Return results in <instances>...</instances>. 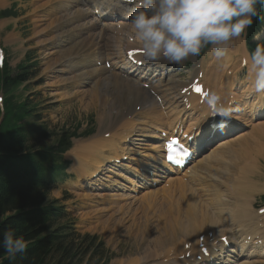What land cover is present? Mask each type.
I'll return each instance as SVG.
<instances>
[{"label": "bare ground", "instance_id": "obj_1", "mask_svg": "<svg viewBox=\"0 0 264 264\" xmlns=\"http://www.w3.org/2000/svg\"><path fill=\"white\" fill-rule=\"evenodd\" d=\"M93 3H94V0H93ZM68 4L72 6L70 3ZM125 7L126 6L121 7L118 5L114 9H112V6H111L112 10H109L108 15H105V16L108 18H126L128 16H131V14L128 15L129 13L121 17L112 16L114 12L121 11ZM88 13L90 12L85 13L82 18H84L86 14L88 15ZM95 13L96 12L93 11L94 18L91 19V20L94 19V27H95V24H98L97 21H100V19L102 18V15L100 13L99 14L101 18H97ZM78 15L79 14H77V17ZM75 20H77V18ZM104 20H108V19H104ZM84 24H81L79 26H74L73 28H78L81 31L82 28L80 29V27ZM104 27L105 28H103V30L101 29L99 30V31H102V33H98V38H97L98 41H96V43H100L103 49H108L111 52L112 46L107 45L106 38H105L106 33L109 31L108 30L109 26L104 25ZM65 30L66 31L62 33L65 34V32L68 31V33L66 34H69L70 29L68 30L65 29ZM71 33H70L69 39L72 44L65 51L60 52V53H63V56H65L66 58L65 61L63 62L64 63L63 66L65 68H62L63 69L62 72L72 70V66L77 67L78 69H82V70L85 69V71L81 72V74L77 76V78L75 79H76V82L79 84H91L92 86L91 91L82 92L85 95V97L88 99L86 102L87 106L93 108V107H96L95 106L96 102H97V105L102 103V101H100L101 103H98L99 101L98 98L101 96V88L103 86H107L108 82L112 85V89H114V91H117V93L118 92L120 93L119 95L121 97V101H123V104L130 105L131 103H133L135 106L139 104L142 106L146 103L147 98L145 96V92L147 91L141 88L140 86H138L137 83L139 82H137V80H134V82H132L133 80L125 82L120 78L122 75L121 71H124V73H127L128 75H132L130 68L126 70V64L127 63L129 64V62L124 61L123 64L121 63L120 65L118 64L115 67L119 69V71L111 72L109 70V72L111 73H108V71L105 70L104 68L93 66L91 62L84 61V59L82 58L83 56L82 53H85L86 51H88L90 49V46L94 44L95 41L93 40H92L93 42L89 41L88 45L85 47V44L88 41V39H86V37L83 38L82 36H80L78 32L73 33V35H71ZM91 35L92 34H90V36ZM103 40H105V43L103 42ZM111 41L112 43L116 42L115 39ZM211 51L213 54L212 48H211ZM233 56L240 57V63L243 61L245 64V58L248 56V54L246 53L244 49L242 41H239L238 39L237 40L234 39L231 42L230 47L228 49V54L226 57L220 58V59L216 58L215 62L214 60H212L214 62L213 67L211 66V69L207 70L206 74L202 70L203 67H202V62H201L199 63L198 66H195L192 68L190 72V76H192V78H201L200 80L204 84V86L202 85L203 91L206 92L209 89L217 91L222 96L223 100H225L226 95L230 94L229 96L230 101H232L233 99L238 101L240 99V96L245 93L244 88L241 87L239 90H237L235 92L236 93L235 97H234V94L232 93L233 91L231 88L227 89L226 91L217 89V86L221 84L224 79L229 78L231 84L234 80L233 78H231V74L233 72L229 70V67L234 64ZM162 62H164L167 65H170V62H168L165 59H163ZM138 65H139V62H138ZM247 66L249 69L250 63ZM217 68H220V70H216ZM175 69H176V63H173L172 68L171 69L168 68L167 74H169L172 77V74L170 73V71L175 70ZM145 70L146 68L143 67L141 70V75L145 74L144 73ZM125 71H128V72H125ZM228 71H230V73H227ZM239 72H242V71H239ZM205 75L209 79L206 78ZM248 76L253 78L252 76L249 75V71H248ZM174 80L175 79H173V82H175ZM187 84L188 83H185L184 81L179 80L176 85H180L181 87L185 88ZM192 88L193 87L190 86L188 90L191 91ZM72 95L74 94H71V96L67 94V96L69 97H72ZM187 95L188 93H185V96ZM189 95L190 96H188L187 98L188 101L185 103L184 102L180 104L177 103L175 105L167 106L164 108L157 105L156 106V113H157L156 119L167 118L168 125L172 129V127L179 122L181 117L185 113L188 115V112H189L191 123L195 126V130L191 134L198 141V148H200L202 145H205L211 140V136H207V134L212 135L214 132H217V131H215L216 129H213L211 127L206 129L205 127H203L202 124L199 123L198 116L195 114L196 113L195 102L193 101V98H197L196 102L198 103L199 96L195 94H189ZM102 100H103V103L100 106H101V109L103 110V107L105 106L104 104L105 100L103 97H102ZM165 102L167 103L168 100H166ZM245 102L246 101H244V103ZM204 104L205 102L202 105L198 104L197 107L202 111V107L204 106ZM83 107H84V104H83ZM244 107L251 110V108H248L249 106L247 103L245 104ZM249 110L246 114H243V113L237 114L234 121L229 122V125H228V127L230 126L229 129L221 130L222 133L224 134L222 140L218 138L217 140H219V144L215 147V150L214 148L211 149V153L214 154L213 159L209 160L207 158H203L204 156H206V155L202 156V153L205 150V147H204L200 151L196 152V157L194 159L190 160L191 164L190 163L189 164L191 167L189 169H187L189 165L187 164L186 166L183 167V169L180 172L173 173L172 175L166 174L167 172L166 169H163L165 175H163L162 172L157 171V173L161 175L159 177L168 178V181L170 182H174V181L176 182L177 180H180L181 179L180 175H182L187 180V182H190L192 185L196 186L197 188L189 190L188 186L185 185L182 181H180L183 183L184 189H183V193L178 192L179 198L175 196L173 190L169 189L170 196L167 193L169 198L166 199L168 200L166 202L167 207H164V210L167 212L166 216L164 214V216L161 217V219L158 218L157 221L160 220V222L157 225L151 226L152 227L151 229L149 228L150 229L149 231L151 230L155 231L153 233L151 232L152 234H148L149 237L153 239V242L151 241L152 243L150 244L152 245L151 248H153V250H156L158 247H160V249H164L165 247H167L166 254L169 255V253L173 250V248H175L176 253H177L175 259H177L178 257H181L182 255H184L185 252H194L195 254L198 253V244L203 243V246L207 247V251L211 252L212 254H211V257L209 256L203 257L202 253L199 251V255L201 256L200 262L202 263L207 262L208 264H214V263L215 264H225L226 262L227 264H264V212L262 214H258V213L256 214L253 211V207H252L253 202H254V193H261L264 191V188H263V191L257 190L258 188H260V185H253V183L250 184L251 181L249 182L247 180L248 176H251V177L253 176L250 170L257 168L258 166L261 165V163L264 162V117L261 118L259 121H257L251 127L250 131L247 132L249 134L244 133V130H243L244 128L241 129L242 125H238L236 121H238L240 124H243V125L244 124L248 125L249 123H251L254 120L252 119L254 117L251 116L252 113H249ZM107 111L108 110H106L105 112L102 111L101 115L99 113L100 117H102L103 119L102 120L103 123L100 122V129L102 128L101 124L102 125L106 124L107 127L113 131L112 132L109 131L107 135L105 134V132L107 131H104V132L98 131L97 133L98 135L96 136V138H93L92 140L88 139L87 143L84 145L79 144L76 147L78 150L76 148L73 149V151L75 150L74 153L76 152L78 153V154L76 153L77 155H74L76 157L74 162L77 163L78 165L79 163H81L80 165H82L81 167L79 166L81 169L79 173L77 174L73 185H77V186L94 185L95 180L101 179V178H96V177H98L100 171L103 168H105L106 171L111 172L115 176L125 175V177L129 179L127 180V182L132 187V189L131 188H128V189L134 191L135 190L134 186L137 185V181L129 176L130 173H135V176L140 175L144 178L156 179L154 177L155 175H157L156 170L149 169L147 167L156 165L155 164L156 162H161V163H164V162L161 161V156L159 154L161 151V146H159L157 142L150 143L148 142V140L141 142L143 143V145L147 146V148H145L146 150H144V152L142 153V157L144 158V160H140V158L134 157L136 155H139L140 153L138 151H135L133 148H130L128 145H130V142H132V140L140 141V137L158 139L159 135H157L156 132L159 131V128L156 122L153 120L151 113H146L142 111L141 107L138 109V111H136V109H128L126 111L125 116H123L120 111L119 114L117 113V116L112 117L110 121H109V117H106V114H105L107 113ZM175 115H177L178 118L172 119V117ZM231 123H234L235 126H233ZM228 127H224V128H228ZM115 130H122V131L120 134H116ZM136 132H138L139 135H135ZM227 134H231V135L226 136ZM214 140H215V137L212 139V142ZM234 145H237V146L234 147ZM232 158H239V159H235L234 164L236 165L240 164L238 166V169L239 170L243 169L244 171L242 173H239L238 176L225 178L223 177L222 174L234 167V164L232 163ZM125 159H128V160H125ZM115 162L118 164L114 165L113 167H111V165L108 164V163H115ZM210 162H212V164H209ZM91 163H93V165H90ZM198 165H200L201 169L197 168ZM89 166L91 167L88 170H86ZM116 167L117 168L121 167V168L118 170V169H115ZM170 172H174V171L170 170ZM109 177L110 176H108L107 178ZM116 178L117 177L113 176L111 178L112 180H110L111 183L115 182L114 185H119V186L123 185L124 187H126L124 184H122V182L120 181L117 182ZM157 181L158 180H153L150 183L151 184L156 183ZM260 181L261 180H259L258 182ZM229 182H231V184H238L237 185L238 187H240L241 185L240 192H236L233 187L227 188V184ZM261 183L263 182H260V184ZM172 186H175V185L172 184ZM164 187L165 186H163V188ZM197 190H199L200 192L199 195H196V193H198ZM159 191L157 190L158 193ZM165 192L163 193L166 194ZM110 195H113V194H111L110 192ZM180 195L183 197V199H180L182 198ZM159 199L157 201H160ZM150 207L152 208L153 206H150ZM160 207L158 204V208ZM254 219L261 221L260 227L252 228L251 226H249V223ZM246 225L249 228L248 236L250 237V241H251L248 244H244L243 242L237 241V238L242 236V228H244ZM202 237L203 239L201 240L198 239ZM223 237H226V240H228L231 243V246L229 249L225 248L224 242L222 241ZM151 238L150 240H152ZM147 239L145 241L149 240ZM177 240H179L180 242H177V244H175ZM210 240H215L216 242L211 243ZM254 242L258 243L259 249H257L256 247H252V243ZM147 243H150V242H147ZM178 243H180L181 246L178 247L177 246L179 245ZM185 248L189 250H186ZM144 249H145V246H144ZM150 250L152 252V249ZM143 252L144 251H142V253ZM155 252L156 251H153L150 254H154ZM150 254H148L145 257V259L149 258ZM160 254L161 253H158L157 255H160ZM150 258H153V255ZM156 258L158 260H162L161 257L160 258L156 257ZM177 261L178 260H175V262L170 263V264H175ZM161 262L160 264H166V263H161Z\"/></svg>", "mask_w": 264, "mask_h": 264}, {"label": "rangeland", "instance_id": "obj_2", "mask_svg": "<svg viewBox=\"0 0 264 264\" xmlns=\"http://www.w3.org/2000/svg\"><path fill=\"white\" fill-rule=\"evenodd\" d=\"M53 1L54 0H21V4H23V6H21L20 9L23 13H25V16L22 18V20L19 23H17L18 26L15 30H11L12 25H6L2 28V30L0 31V49L3 50L4 59L8 61L9 65L12 68H15L18 64H25V65L31 66L30 68L31 78L26 83L28 88L24 89V92H25L24 97H26V100L28 101L30 106L36 107V110L34 112L37 114V118H39L40 121L34 118L32 120L33 122H36V121H38V123L44 122L45 125L49 129L74 130L75 128H77L78 132H81L84 130L91 131L92 134L88 137H79V138L74 139L72 143L73 147H71L72 150L70 149L65 155L66 159L70 162V164L67 170V175L65 176L64 179H67V178L71 179L79 173L81 169L80 167L82 166L80 165L81 163H79L78 165L77 163L74 162V160L76 159L74 155H77L78 153L77 152H76L77 154L74 153L75 150L73 151V149L76 148L79 144H83V145L86 144L89 138L91 140L93 138H96V136L98 135L97 134L98 131H102V128L100 129V122L103 123L102 121L103 119L102 117H100L101 112L102 111L105 112L106 110H108L109 112L107 111V113L105 114H106V117H109V121H110L112 117H116L117 113L119 114L120 111H121V114L125 116L126 111L130 109L128 107H131L132 105L123 104V101H121V97L119 95L120 93L119 92L117 93V91H114V89H112V85L108 82L107 86H103L101 88V96L98 98L99 101L97 100L98 103H101L100 101H102L103 103L102 97L104 98L105 106L103 107V110L101 109V106H100L102 103L97 105V102H96V105H95L96 107H93V108L87 106L86 102L88 99L85 97V95L82 92L91 91L92 86L91 84L85 85V84L77 83L76 79L75 78L73 79L74 73L76 71L62 72L63 71L62 68H65L63 66L64 65L63 62L65 61L66 58L65 56H63V53H60V52L65 51L72 44L69 39L70 33L78 32L80 36H82L83 38L86 37V39H88V41L85 44V47L88 45L89 41L91 42L95 41V44H99L97 48L95 47L96 46L95 44H94V47L91 48L90 60L91 62L96 63L97 67L101 66L103 68L105 67L104 62L98 61L96 57L99 56L100 58H104V55L110 51L108 49L101 48L100 43H96V41H98L97 39L98 33H102V31H99V30L100 29L103 30V28H105L104 26H101V25H105V24L106 26L109 25V28H108L109 31L105 35V38L107 37L109 38L110 36H112L111 32L113 31L114 28L125 27V25H128V24L132 25V24L130 21H126L123 19L116 20L114 23L112 19H108V20H104L107 23L102 22L98 25L95 24V27H94V25L92 24H87V21L89 19L87 17L82 18L83 13L77 9V6H78L83 9L88 8V11L93 10V6L92 7L90 6L91 4H93V0H76V1L71 0L70 3L72 5L74 4L73 6H68L67 0L66 1L65 0H55L54 2ZM95 2L96 1L94 0V3ZM111 6H112V9L114 8V5L107 6L104 9V12H107L108 10H110ZM94 9H96L95 6H94ZM79 12H81L82 14ZM65 13L66 14L68 13V14L66 15ZM97 13L98 11H96L95 15ZM131 13L132 12H129V14L128 13L126 14L130 15ZM77 14H79L78 17H77ZM72 15L74 18L72 17ZM103 16H105V14H103ZM69 17L73 19V21ZM96 17L101 18L100 14L96 15ZM76 18L77 20H75ZM70 20L72 21V26L71 25L69 26V24L71 23L69 24L67 23ZM122 23H126V24L122 25ZM81 24H84L80 27V29L82 28L81 31L78 28H73L74 26H79ZM65 29L67 30L70 29L69 34H66L68 33V31L65 32V34L62 33L66 31ZM88 29L90 32L88 31ZM262 31H264V29ZM73 33H71V35H73ZM90 34H92L95 38L92 35L90 36ZM57 39H59V44L54 43V41H56ZM237 39L239 41H242L240 38H237ZM20 40H22V43H23L22 49L18 48V46L20 45ZM103 42L105 43V40H103ZM208 58H211L213 60V57L210 54H205L199 59V61H203L204 69H207L208 68L207 66H210V62H209L210 60ZM214 62L211 61L212 67H213ZM236 62L238 64V59ZM126 65H128L126 66V69L128 70L129 64L127 63ZM192 66L193 64L190 67H186L187 69L186 71L188 72L192 68ZM211 66L208 68V70L211 69ZM105 70H107L108 73L114 72V71L109 72V69H106V68ZM116 71H119V70L116 69ZM171 71L170 73H172ZM187 72L185 73L184 79L191 80L190 72L188 73V76H187ZM227 73H230V71H228ZM238 74H237L238 77H244L246 75L243 71L238 72ZM134 80L135 79H131L132 82H134ZM71 81L73 84L71 83ZM75 83L77 85H83V86L82 87L77 86L75 85ZM74 86L77 89H75ZM67 94L69 96H71V94H74V95H72V97H69L67 96ZM196 100L197 98H193L194 102H196ZM83 104H84V107H83ZM104 125L101 124V127H103ZM229 127L223 128V129H229ZM218 130L219 129H216L215 131L217 132H214L212 134L213 136H215V140L218 139V137H216L215 135V133L219 132ZM230 135L231 134H227L226 136H230ZM144 141L146 140H143L142 142ZM75 143L76 144L78 143V144L76 145ZM134 157H138L140 158V160H144V158L142 157V154L136 155ZM232 163L234 164V162ZM209 164H212V162H210ZM90 165H93V163H91ZM235 165L236 164H234V166ZM239 165H236L235 168H237V171L240 172V170L238 169ZM260 166L263 171L261 179L252 177L251 179H248L251 181L250 184L253 183V185H264V178H263L264 177V163ZM197 168L201 169L200 165H198ZM233 171L234 169L231 168L227 173L223 174L224 177L235 175L236 172L235 171L233 172ZM102 173L103 174H100V176H103V178H101L103 180L101 183L102 185L98 187H94L90 185H86L90 187H82V188H78L77 186L73 187L69 184V179H68V181L64 183L62 182L58 186V188H56L55 190L51 192L52 198L60 199V201L65 205V209L69 215V218L65 220L66 222H72V225L77 232L81 234H84V233L95 234L97 235L98 238L102 240V242H98V243L96 241L90 242L91 244L88 246L89 250L87 251L83 259L81 260L82 262L77 261L74 258L70 259V262L76 263V264H79L80 262L81 264H99V262L103 258H106V263L109 262L108 264H131V263L132 264H140V263L141 264L142 263L143 264H157V263L160 264V262L163 260L165 261L161 263L170 264V263L175 262L176 260L175 258L177 254L176 249L173 248V250L169 253V255L166 254L167 247H165L164 249H160V247H158L156 250H153V248H151L152 245H150L153 242V239L149 237L148 234H152L153 232H155V231H152V230L149 231V230L152 228L151 226L157 225L160 222V220L157 221V219L158 218L161 219V217H163L164 214L165 216L167 214V212L164 210V207H167L166 202L168 200L166 199L169 198L168 197V194L170 192L169 189L173 190L175 196L179 198L177 184L182 183L183 182L182 179H185V178L181 175L180 180H177L176 182L174 181L175 183H173V185L175 186L165 184L167 179L166 178L162 179L160 182H157L155 185H149V189L145 190L144 192L145 196L141 197L140 199L134 200L128 197V195L123 196L121 192L117 190H113L111 188L112 183L110 180H112L111 178L113 177L111 175L112 173L107 172L106 169L103 170ZM106 173H110V174H107V177L110 176L109 178H105ZM156 174L157 175H155L154 177L161 176L157 173V171H156ZM96 178H100L99 175ZM98 180L100 179H97L94 182L98 184L99 183ZM259 180H261L260 182H263V183L260 184V182H258ZM252 181H254L255 183ZM106 182H108L110 187ZM158 185H163L165 187L164 188L161 187L162 189L161 188L156 189L158 191L159 190L162 191V192L159 191V193L154 190L156 193L153 192V195H154L153 196L151 191L154 189L155 186H158ZM164 189L166 190V192ZM110 190L115 191L117 194H120L123 198L117 195L112 196V197H108L104 195L99 196L103 192L110 191ZM180 190L181 189L179 188V192ZM163 192H165L166 194H164ZM95 195L99 197H95ZM64 196H66V199L64 198ZM62 197L64 200L61 199ZM162 198L164 199V201ZM255 198H256L255 203H254L255 207L253 208V211L257 212L259 208L264 206V195L259 193L255 195ZM158 199L160 201H157ZM180 199H183V197ZM158 204H159V207L161 206L160 208H158ZM150 206H153L155 208L153 207L151 208ZM145 235L147 236L149 240L150 238L152 240L149 241ZM146 239L148 241H145ZM201 239H203V237ZM147 242H150V243H147ZM177 242H180V241L177 240L175 244H177ZM178 244H179L177 245L178 247L181 246L180 243ZM143 245L145 246V249ZM150 249H152V252L153 251H156V252L154 254H150L152 253ZM185 249L189 250L187 248ZM142 251L144 252L142 253ZM158 253H161V254L157 255ZM189 253L190 252H185V256H184L185 259H187L186 258L187 256L189 258L193 256L192 252L191 254ZM148 254H150L149 258L145 259V257ZM152 255H153V258H150ZM156 257H159V258L161 257L162 260H158ZM109 259L110 261H108Z\"/></svg>", "mask_w": 264, "mask_h": 264}, {"label": "trees", "instance_id": "obj_3", "mask_svg": "<svg viewBox=\"0 0 264 264\" xmlns=\"http://www.w3.org/2000/svg\"><path fill=\"white\" fill-rule=\"evenodd\" d=\"M257 7L264 12V6ZM8 14L0 12V16ZM28 77L24 65L15 73L6 62L0 68V91L4 94L0 106V264H76L70 259L81 261L93 238L65 233V227L56 224L61 209L48 196L64 176L62 153L74 134L55 132L38 123L36 107L20 93ZM34 118L38 121L33 122ZM7 229H14L28 243L25 252L14 259H9L2 246Z\"/></svg>", "mask_w": 264, "mask_h": 264}, {"label": "clouds", "instance_id": "obj_4", "mask_svg": "<svg viewBox=\"0 0 264 264\" xmlns=\"http://www.w3.org/2000/svg\"><path fill=\"white\" fill-rule=\"evenodd\" d=\"M135 4L130 16L135 30L132 42L140 45L144 58L151 62L165 59L179 64L189 56H199L208 46L217 59L224 58L234 39L246 37L254 18L264 20L257 7L264 6V0H135ZM260 36L257 32L253 38ZM249 63L252 90L264 94V43L251 50L245 58V64ZM204 102L220 117L217 127L222 130L232 116L233 101L225 103L217 91L209 89ZM2 246L9 259H14L28 243L14 229H7Z\"/></svg>", "mask_w": 264, "mask_h": 264}, {"label": "snow or ice", "instance_id": "obj_5", "mask_svg": "<svg viewBox=\"0 0 264 264\" xmlns=\"http://www.w3.org/2000/svg\"><path fill=\"white\" fill-rule=\"evenodd\" d=\"M193 89L196 92L200 93L202 97H204L206 95V92L203 91L202 88L200 86H198V85H193ZM174 143H175V141L170 142L169 145H168V149H169L168 159L169 160H173L174 159V157L171 155V149H172V146H173Z\"/></svg>", "mask_w": 264, "mask_h": 264}]
</instances>
